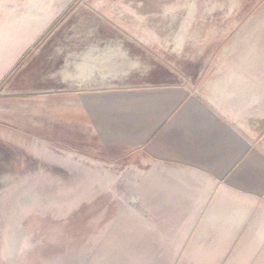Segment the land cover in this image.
<instances>
[{
    "label": "rangeland",
    "instance_id": "1",
    "mask_svg": "<svg viewBox=\"0 0 264 264\" xmlns=\"http://www.w3.org/2000/svg\"><path fill=\"white\" fill-rule=\"evenodd\" d=\"M74 1L0 116L142 151L264 226V0Z\"/></svg>",
    "mask_w": 264,
    "mask_h": 264
},
{
    "label": "water",
    "instance_id": "2",
    "mask_svg": "<svg viewBox=\"0 0 264 264\" xmlns=\"http://www.w3.org/2000/svg\"><path fill=\"white\" fill-rule=\"evenodd\" d=\"M0 264H264V226L142 151L0 116Z\"/></svg>",
    "mask_w": 264,
    "mask_h": 264
},
{
    "label": "crops",
    "instance_id": "3",
    "mask_svg": "<svg viewBox=\"0 0 264 264\" xmlns=\"http://www.w3.org/2000/svg\"><path fill=\"white\" fill-rule=\"evenodd\" d=\"M74 0H0V93L13 92L18 78L30 69L26 56L45 54L50 43H42L56 27L58 18ZM52 50V49H51ZM28 64V65H27ZM27 68V69H26ZM13 78V79H11ZM9 92H8V91Z\"/></svg>",
    "mask_w": 264,
    "mask_h": 264
}]
</instances>
